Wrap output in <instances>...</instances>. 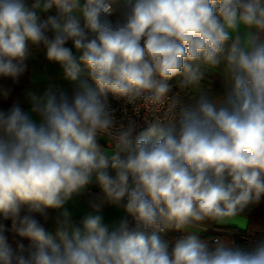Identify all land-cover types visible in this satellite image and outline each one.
Masks as SVG:
<instances>
[{
  "label": "clouds",
  "instance_id": "obj_1",
  "mask_svg": "<svg viewBox=\"0 0 264 264\" xmlns=\"http://www.w3.org/2000/svg\"><path fill=\"white\" fill-rule=\"evenodd\" d=\"M40 50L75 87L0 110V264H264V237L199 235L264 200V0H0V79L18 85ZM177 77L190 102L118 126L109 96L155 107ZM93 185L77 225L68 205Z\"/></svg>",
  "mask_w": 264,
  "mask_h": 264
},
{
  "label": "crops",
  "instance_id": "obj_2",
  "mask_svg": "<svg viewBox=\"0 0 264 264\" xmlns=\"http://www.w3.org/2000/svg\"><path fill=\"white\" fill-rule=\"evenodd\" d=\"M54 11V10H53ZM53 11L48 14H54ZM47 15V14H42ZM115 17H113L114 19ZM69 47L71 45H68ZM29 63V73H28V83L24 88V92L22 94V103L23 108L25 110H30L31 102L26 97L27 91H33L38 95H43L44 92L48 88H52L53 90H64L68 92H72L75 85L72 82H69L64 78L63 72L58 64L50 63L45 58V54L43 50L34 51L32 58L28 61ZM211 71L209 70L208 74L203 81H201L200 85L198 86L201 89L206 90L211 96L215 97L220 94L222 89L221 77L218 75H211ZM219 71V70H217ZM197 89L196 88H184L182 89V94L192 100L193 97L196 95ZM100 142L105 148L107 152H111L113 146L108 141V139L104 136H101ZM100 189L98 186H91L88 191L81 197H78L74 203H69L68 208L73 213L71 219L75 224H79L80 220L82 219L83 215L89 211L88 205L86 200L92 194H98ZM50 211V219L49 224L47 226L48 230L54 235L56 232V225H55V218L57 213L53 210ZM124 212L122 209H117L114 207H105L103 209V216L105 223L111 225L113 222L118 221L122 218ZM249 217V210L246 211L243 215L237 216L232 218L227 223L224 224H215L210 225L206 231L199 233L200 236L204 235L207 232H213L216 230H222L226 228H244L247 225ZM192 231H196V229H190ZM172 233L182 234L181 232L175 231H168Z\"/></svg>",
  "mask_w": 264,
  "mask_h": 264
},
{
  "label": "trees",
  "instance_id": "obj_3",
  "mask_svg": "<svg viewBox=\"0 0 264 264\" xmlns=\"http://www.w3.org/2000/svg\"><path fill=\"white\" fill-rule=\"evenodd\" d=\"M28 73L29 63L28 70L21 78V81L18 85H12V82L10 80L0 79V85L12 88L11 95L7 99L0 97V110H7L13 103L16 102L20 103V105L23 107L22 94L24 92L26 84L28 83ZM178 79L179 78L177 77L174 78L173 81H171L173 85L171 92L172 94L182 93V89L177 87L176 85ZM48 224L49 222L47 223L46 227L48 226ZM160 235L168 240H175L182 236V234L172 233L168 231L160 233ZM215 236L217 237L216 239H220L226 244H235L242 247L250 246L257 239L264 237V200H262L259 205L253 206L249 209L248 222L244 228H226L222 230H216L213 232H207L200 237L204 240H207L211 246L216 240L214 239ZM9 242L13 245V247H16L17 243L20 242L24 243L25 245L29 243L27 240L21 241L20 238L14 237L12 235H9Z\"/></svg>",
  "mask_w": 264,
  "mask_h": 264
},
{
  "label": "built area",
  "instance_id": "obj_4",
  "mask_svg": "<svg viewBox=\"0 0 264 264\" xmlns=\"http://www.w3.org/2000/svg\"><path fill=\"white\" fill-rule=\"evenodd\" d=\"M68 93L71 94L72 92H68ZM173 97L181 98L185 102L191 101L188 98H186L182 93H174V94L170 93L169 97L166 98L163 103L155 107L140 102H137L135 106H132L125 104L124 101L117 100L111 96H109V102L111 106L115 109V115L118 121V126L120 124H125L129 122V120L131 119H138L141 125L143 127H146V125L143 123V118L161 119V120L168 118L169 116L168 107ZM102 136L106 137L112 145L111 139L108 134H103ZM216 238L217 237L215 236L214 239Z\"/></svg>",
  "mask_w": 264,
  "mask_h": 264
}]
</instances>
